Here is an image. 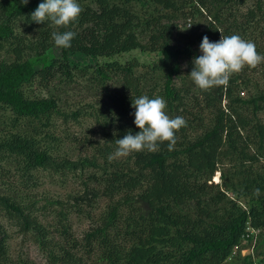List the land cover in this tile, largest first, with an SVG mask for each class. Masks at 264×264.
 <instances>
[{"label":"trees","instance_id":"1","mask_svg":"<svg viewBox=\"0 0 264 264\" xmlns=\"http://www.w3.org/2000/svg\"><path fill=\"white\" fill-rule=\"evenodd\" d=\"M39 2L0 0V264H39L29 249L40 264H264V61L251 67L258 78L242 68L208 90L188 75L202 37L218 30L264 55L262 1L241 11L240 0H79L67 26L31 21ZM180 19L192 27L181 31ZM69 30L71 46L57 47L51 33ZM56 79L103 97L69 109L54 92L34 94ZM139 95L163 97L186 125L171 149L109 159L115 139L139 131ZM71 124L80 131L69 136ZM66 137L89 153H64ZM44 177L76 188L38 191ZM79 214L87 225L76 231Z\"/></svg>","mask_w":264,"mask_h":264},{"label":"clouds","instance_id":"2","mask_svg":"<svg viewBox=\"0 0 264 264\" xmlns=\"http://www.w3.org/2000/svg\"><path fill=\"white\" fill-rule=\"evenodd\" d=\"M27 4L28 0H21ZM82 11L79 0H40L38 6L31 11L30 20L37 24L49 23L55 26H67L75 21ZM216 41H210L204 35L199 43L200 54L192 58L191 81L201 90L214 86L226 85L233 73L244 66L254 67L264 61V55L256 50V45L243 39L238 34L224 35ZM75 33L72 31H53L51 37L57 47L68 48ZM133 123L139 128L134 134L127 131L122 138L115 139V151L109 159L127 156L131 152L156 151L163 141L168 147L175 143V132L186 121L181 116L170 117L166 112V101L160 96L139 95L131 98Z\"/></svg>","mask_w":264,"mask_h":264},{"label":"rangeland","instance_id":"3","mask_svg":"<svg viewBox=\"0 0 264 264\" xmlns=\"http://www.w3.org/2000/svg\"><path fill=\"white\" fill-rule=\"evenodd\" d=\"M262 1V8H263V14H264V0ZM256 0H240V10L241 11H245L246 9L252 7L255 5ZM199 21H203L202 19V15L198 17ZM183 19H180L178 21L179 23V28L181 31H186L189 30L192 27V23L193 21L191 19H186L185 21H182ZM263 25V28L261 30V33L264 32V21L263 23H261V26ZM264 35L260 36V41H262V43L264 44ZM264 49V46H262ZM58 50V49H57ZM58 51H56L57 53ZM130 54H135L137 56H139L141 59H147L150 57L149 54H139L138 50H133L130 52ZM125 56H127L125 54ZM70 60L72 62H77V63H84V62H88V61H93L94 58L92 56H88V55H83L81 53H74L71 54L70 56ZM261 63V62H260ZM257 66V65H256ZM255 66V67H256ZM261 66H258L256 68V70L260 69ZM244 72L248 75L251 74L253 76V74L255 75V77L258 78V72L253 71L251 72V67L250 66H244L243 67ZM242 70V69H241ZM183 72H185V65H183ZM241 72V71H239ZM185 74V73H184ZM95 87V85L92 86V84H88V83H71L69 85H65L63 82L57 81V79L53 82H51L47 88H43V87H39L36 86L33 91L35 95H41V96H45L48 95L49 93H56L59 95V97L61 98V104L63 106H65L66 108H74L76 104H78L79 102H87V101H95L98 100L101 96L103 97V93L100 94V92L94 91L93 88ZM240 90V89H239ZM243 90V91H242ZM239 91V94L241 96H245L247 91L242 89ZM222 103H225V99L223 98ZM86 123H89L88 121ZM86 127V126H84ZM67 130L70 132L69 136L71 135H75V132L80 131V127L79 125L75 124H71L70 127H66ZM61 133V132H59ZM63 135V134H62ZM61 150L64 153L73 155V157H75L77 154H83V153H89V146L85 145V144H81L80 142L71 140L69 138H64L63 139V143H61ZM120 157V156H119ZM213 182H218L219 181V171L215 172L214 177H213ZM73 188H76V184L73 181L67 180L66 183L64 185H60L58 182L55 183L54 180H52L51 178L48 177H44V183L42 185H40L37 190L38 191H48L51 194L54 193H59L61 196H63L65 193L71 191ZM80 217H76V215L73 216L72 218V222H73V227L76 231L81 230L82 228H85L86 224V220L85 218H82V214H79ZM16 243H18V241H12V246H15ZM250 251V247L247 245L246 247L242 248L241 253H247ZM29 254L30 257L29 258H33L36 262H38L39 264L42 263L41 261H38L40 259V257L38 256L37 252L34 251L33 249H29Z\"/></svg>","mask_w":264,"mask_h":264}]
</instances>
